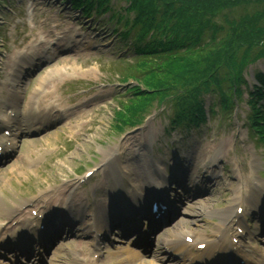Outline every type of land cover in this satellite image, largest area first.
<instances>
[{"label": "rangeland", "instance_id": "374dc122", "mask_svg": "<svg viewBox=\"0 0 264 264\" xmlns=\"http://www.w3.org/2000/svg\"><path fill=\"white\" fill-rule=\"evenodd\" d=\"M0 1V99L2 92L18 94L21 113L18 120L25 125V108L35 106L43 92L53 89V84H56V97L64 101L63 107L58 108L62 111L45 115L54 122L42 126L45 116L39 118L41 124L37 131L27 132L14 123V153L0 163V222L7 223L10 216L15 218L14 221L22 219L23 222L26 216L35 217L38 211L47 212V222L58 220L56 218L60 219L68 212L72 215L71 222L76 220V226L68 227L72 235L67 233L59 237L43 255L42 264H179L178 259L171 262L167 256L163 258L162 246L182 234L190 235L194 241L212 240L210 231L215 230L220 216L229 212L230 201L238 198L243 178L255 176L264 194V144L249 128L251 112L246 93L238 98L240 103L229 102L228 112L219 106L212 113L211 122L188 133L169 130L167 102L154 103L140 126L127 128L122 133L114 132L118 113L136 103L131 91L138 87L133 80L137 79L143 85L164 61L156 56L133 54L129 41L119 38L117 33L122 31L121 26L113 21V17L123 16L125 3L111 0L114 12L90 18L89 15L81 16V11L63 0ZM192 3L198 7L201 6L198 4H205L200 23L208 22L211 30L216 25L221 29V35L222 32L227 35L231 27L226 26L223 30L222 27L228 24V20L224 23L223 15L230 17L234 11L241 15L244 11L238 7L240 0H191ZM252 4L255 2L247 7ZM64 35L66 40L60 46H54L58 49L53 51V44H57L59 38L63 40ZM216 38L205 43L209 54L228 44ZM257 72H264L262 62L249 69L250 86L256 84ZM209 99L206 96V110ZM10 111L4 110L8 120ZM39 119L33 117L34 121ZM134 144L138 146L132 150ZM110 149L113 154L106 160ZM30 157L33 162L29 161ZM177 161L181 166L174 168ZM133 162L136 165L146 162L149 170L152 168L153 176L150 171L134 173L127 169ZM204 164L212 168L210 176L214 178L208 179L210 172L201 168ZM161 170L160 176L165 175L168 181L163 190L143 184L150 178L160 181L157 173ZM179 174L184 175L180 178L188 180V184L185 192L180 190L178 194L174 186L171 204L178 209L175 218L181 222L155 232L151 238L155 256L136 257L132 250H139L133 246V241L117 229H111L105 237L96 236L97 220L102 222L105 219L101 217L107 215L100 203L110 201L106 209L112 210L117 205L114 201H118L122 193H129L128 187L135 182L140 187L137 189L139 195L148 198L157 192L163 197L171 192L172 177ZM194 181L200 183V190L195 187L194 191H186ZM102 182L105 185L99 186ZM119 184L123 186L117 188ZM54 189H60L61 196L53 200L52 205L60 203L59 199L62 204L44 210L46 204L37 203L39 196L41 192L47 190L42 194L44 196ZM196 191L200 193L194 194ZM79 198L82 205H73ZM22 204L25 206L21 211L19 205ZM252 205L250 202L245 203L244 208L240 205L243 235L240 229L238 234L242 239L237 243L250 259L256 257L252 249L261 248L264 253V204L261 212L252 210ZM76 206L81 211H77ZM95 211H98V218ZM11 229V233L16 232L19 236L24 228L15 226ZM8 232L10 230L6 228L0 229V245L5 237H9ZM190 245L189 252L193 254L196 249L193 243ZM226 256L227 253L220 251L217 259ZM12 258L19 260L10 252L0 255V264H13Z\"/></svg>", "mask_w": 264, "mask_h": 264}, {"label": "trees", "instance_id": "16d2710c", "mask_svg": "<svg viewBox=\"0 0 264 264\" xmlns=\"http://www.w3.org/2000/svg\"><path fill=\"white\" fill-rule=\"evenodd\" d=\"M69 1L73 7L87 12L95 7L98 12H104L111 7L110 0ZM120 1L125 3L123 11L130 17L126 32L134 36V53L142 57L160 54L159 58L164 60L146 78L147 91L131 92L136 103L128 106L126 115H118L120 121L125 118L120 125H134V121L148 112L152 102L158 100L171 102L169 120L173 130L200 128L206 121V96L211 98L212 111L215 102L212 98L220 99L218 103L229 109V102L244 94V77L249 66L260 60L264 63V0H257L260 4L255 0H240L238 7L244 10L243 15L237 11L230 17L224 14V23L228 20V24L221 22L223 30L231 26L227 35L223 32L221 35L216 25L211 30L208 22L200 23L203 3L198 7L191 0ZM251 2L256 6L247 7ZM216 37L228 44L209 54L205 43L215 41ZM256 78L258 87L249 91L250 123L264 134V107L258 104V100L264 99V74L258 73Z\"/></svg>", "mask_w": 264, "mask_h": 264}, {"label": "bare ground", "instance_id": "6f19581e", "mask_svg": "<svg viewBox=\"0 0 264 264\" xmlns=\"http://www.w3.org/2000/svg\"><path fill=\"white\" fill-rule=\"evenodd\" d=\"M54 35V34H53ZM71 35V34H69ZM64 37H66V35H64ZM57 45V44H56ZM58 46V45H57ZM73 54H76L75 51H73ZM53 89L50 88L47 92H43L41 90H39L41 96L38 98V101L35 102V106L34 105H30L29 108H27V114L30 115L31 119L30 121H33V123L31 125H28V128L30 131H33V130H37L39 129V127H36L37 124H34V120H33V117H35V119H39V118H43V116L45 115H50L53 111H62V110H59L58 108H62L63 107V104H64V101L60 98H57L56 97V94H55V85L56 84H53ZM12 86V85H11ZM42 89V87H41ZM18 94L15 93V92H8L6 95H5V92H2L1 93V99H0V120L2 121V119H4V110L5 108L7 109L8 105H10L13 109V116L11 117V119L9 121H7L6 119L4 120L5 121V124L4 125H1L0 124V127L1 126H5L8 128V126L11 124H13V122L17 121L18 119H20V113H19V107H18ZM54 120H56V116L54 117ZM29 121V122H30ZM45 121H43L44 123ZM53 122L52 119H47L46 120V123L44 124H48V123H51ZM39 124H41V121L39 119L38 121V126H40ZM7 128L5 129V131H8ZM26 128V126H25ZM12 137V136H11ZM10 136L7 137L5 135H3V137L0 136V146H5V148H7V150H9L8 152L12 151V148L10 149L9 146H7L8 143H13L15 142V139H12ZM138 146V144H134V146H132V150H135V148ZM14 147V145L12 146ZM113 150L110 149L109 151H107L106 153V157L105 159L108 157V156H111L113 154L112 152ZM112 152V153H111ZM144 156V155H143ZM23 157V156H22ZM21 157V158H22ZM30 162H33L34 160H31L33 159L32 157L29 158ZM108 159V158H107ZM106 159V160H107ZM104 160V161H106ZM191 164V162H190ZM127 169H129L130 171L134 172V173H138V172H142V171H150V174L153 176V170L152 168L149 170V167L147 166L146 162L143 163L142 165H136L134 162L130 165H128V167H126ZM201 168H205L206 170H208L209 172H211V167L210 166H207L204 164V167H201ZM205 171H203L204 173ZM157 177H159L160 181H157L158 183H161L159 184V186L161 187H164V185H166V180L160 176V172L159 174L157 173ZM212 178H214V176H212ZM165 180V181H164ZM244 181V182H243ZM243 181H242V184L240 186V188L238 189V198L237 199H234L231 203H237L238 207H240V205H244L245 203H253L251 209L254 210V211H259L261 212V208H262V204H261V201L264 199V196L260 197V190H259V183L257 182L256 183V179L254 176H248L246 179L243 178ZM155 179L154 178H150L149 180H147L146 183H143L144 185L145 184H148L147 186H150V184H155ZM137 182H135L134 184H132V186H129V197L132 198L133 201H136L137 202V206L138 207H129L127 211L125 212H121V209L119 206H117L116 208L113 209V215L116 216V214H119V217L121 218V220H124L126 218V216H130V217H134L135 215H142L143 214H146V212L144 211L143 212V205H146V200L143 199L142 197L138 196V192H137V189H139V185L138 183L136 184ZM246 185H245V184ZM163 184V185H162ZM105 185V183H101L99 186H103ZM107 185L109 186H112V184H109L107 183ZM123 185L119 184L117 186V188H121ZM248 189V190H247ZM258 189V190H256ZM256 190V191H255ZM60 189H56L53 191V194L52 195H47L46 197H40V200L42 203L46 204L45 205V208L44 209H48V208H51L52 207V201L53 200H56V197L57 196H61L60 195ZM247 194H250L249 197ZM261 194H262V191H261ZM242 195V196H241ZM241 197V198H240ZM46 199H48V201H46ZM144 200V201H143ZM59 202L61 203V199H59ZM131 204V202H130ZM23 205V204H22ZM73 205H82V200L79 198V199H75L73 201ZM101 206L105 207L107 204L104 202L103 204L100 203ZM14 206V205H13ZM21 205H19L20 207ZM16 207V205H15ZM76 210H80L81 211V208L80 207H75ZM235 208V207H234ZM231 211V210H229ZM96 214V212H95ZM109 216V215H107ZM240 215L238 214L237 210L234 212H229L228 214H225L224 215V221L221 223V221H219V223L217 224V226H221L218 234L220 235H226V234H230L234 231V228L238 229V224L240 223L241 224V219H240ZM106 223H102L101 225L100 224H97L99 227L97 228L98 232H102V230L104 229L105 231L102 232V234H106V232H108V229H109V224L107 223V220H105ZM164 222H168V221H164ZM74 223V222H72ZM224 223V224H223ZM56 224V223H55ZM54 224V225H55ZM137 223H135L136 225ZM53 225V226H54ZM105 226V227H104ZM42 231H38V232H35V233H40ZM53 232V229H50L48 234H47V240H49V237L51 236V233ZM137 231H133L132 233H136ZM234 233V232H233ZM226 238V236H224ZM35 238H38V237H35ZM178 238V237H176ZM139 239H140V236H139ZM180 241L179 240H175V244L176 243H179ZM16 244H18V241H16ZM177 245V244H176ZM21 246V244H20ZM217 246V245H216ZM216 246H214L213 248H216ZM178 249V247H176ZM210 250V248L208 249ZM202 253L200 254H197L196 257L198 258H195V259H192V263L195 262V260L197 259L198 261L201 260V262H204L206 261L208 258V256H206L205 258H203V255H201ZM187 254L184 255V257H186ZM241 259H244L246 262H249V260L243 258V257H239ZM191 259V258H190Z\"/></svg>", "mask_w": 264, "mask_h": 264}]
</instances>
